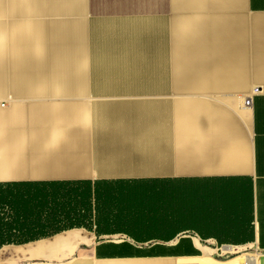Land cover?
I'll use <instances>...</instances> for the list:
<instances>
[{"label":"crops","instance_id":"obj_1","mask_svg":"<svg viewBox=\"0 0 264 264\" xmlns=\"http://www.w3.org/2000/svg\"><path fill=\"white\" fill-rule=\"evenodd\" d=\"M236 250L264 264V0H0V264Z\"/></svg>","mask_w":264,"mask_h":264},{"label":"trees","instance_id":"obj_2","mask_svg":"<svg viewBox=\"0 0 264 264\" xmlns=\"http://www.w3.org/2000/svg\"><path fill=\"white\" fill-rule=\"evenodd\" d=\"M41 193V192H40ZM43 195V193H42ZM42 195H38V192L34 193V195H30L28 193V190H22L20 199H19V213L14 217L15 222L19 224L20 228L18 230L19 234L23 236L25 233L28 234H42L45 230L49 229L51 227L52 221L46 220L45 223H43L42 218L44 211L47 209L46 205L48 203L44 202V199L42 198ZM40 198L42 200L40 201ZM60 199L58 195H54L52 198L53 203H60ZM78 202L76 201V204ZM17 204V203H16ZM11 207V206H10ZM55 215V213L53 214ZM53 222H57L58 219L55 216H52ZM151 218H155L154 216ZM36 220V222H33V220ZM60 219V218H59ZM16 225V224H15ZM34 238V237H32ZM8 241V239H5ZM21 240H26L25 238L21 237Z\"/></svg>","mask_w":264,"mask_h":264},{"label":"rangeland","instance_id":"obj_3","mask_svg":"<svg viewBox=\"0 0 264 264\" xmlns=\"http://www.w3.org/2000/svg\"><path fill=\"white\" fill-rule=\"evenodd\" d=\"M141 207H139V213L138 215L141 216H149V217H155V206H149V207H143L142 210H140ZM240 256V250H236L232 253L225 254L223 256H217L216 258L221 259V260H230L232 258ZM230 258V259H229ZM227 261V260H226Z\"/></svg>","mask_w":264,"mask_h":264},{"label":"bare ground","instance_id":"obj_4","mask_svg":"<svg viewBox=\"0 0 264 264\" xmlns=\"http://www.w3.org/2000/svg\"><path fill=\"white\" fill-rule=\"evenodd\" d=\"M200 264H241V262H240V257H235L224 262L214 261L212 259L204 258L200 260Z\"/></svg>","mask_w":264,"mask_h":264},{"label":"built area","instance_id":"obj_5","mask_svg":"<svg viewBox=\"0 0 264 264\" xmlns=\"http://www.w3.org/2000/svg\"><path fill=\"white\" fill-rule=\"evenodd\" d=\"M251 105H252V101L250 99H246L245 100V106L250 108Z\"/></svg>","mask_w":264,"mask_h":264}]
</instances>
